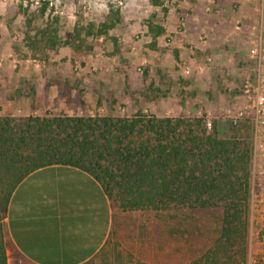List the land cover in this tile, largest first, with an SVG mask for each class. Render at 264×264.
I'll use <instances>...</instances> for the list:
<instances>
[{"label":"rangeland","instance_id":"1","mask_svg":"<svg viewBox=\"0 0 264 264\" xmlns=\"http://www.w3.org/2000/svg\"><path fill=\"white\" fill-rule=\"evenodd\" d=\"M36 1L0 0L1 116L145 112L203 117L232 134L225 110L246 104L244 78L262 60L252 50L264 45V0ZM237 125L253 147L247 264H264V122ZM113 206L115 254L151 264L198 257L222 215Z\"/></svg>","mask_w":264,"mask_h":264},{"label":"trees","instance_id":"2","mask_svg":"<svg viewBox=\"0 0 264 264\" xmlns=\"http://www.w3.org/2000/svg\"><path fill=\"white\" fill-rule=\"evenodd\" d=\"M249 130L234 125L221 136L216 122L208 127L203 117L145 112L0 115V264H8L5 218L13 192L31 172L52 164L87 171L123 211L222 207L211 245L184 264H247Z\"/></svg>","mask_w":264,"mask_h":264},{"label":"crops","instance_id":"3","mask_svg":"<svg viewBox=\"0 0 264 264\" xmlns=\"http://www.w3.org/2000/svg\"><path fill=\"white\" fill-rule=\"evenodd\" d=\"M115 207L101 183L72 165L27 175L10 199L8 264H151L119 256Z\"/></svg>","mask_w":264,"mask_h":264},{"label":"built area","instance_id":"4","mask_svg":"<svg viewBox=\"0 0 264 264\" xmlns=\"http://www.w3.org/2000/svg\"><path fill=\"white\" fill-rule=\"evenodd\" d=\"M36 3L39 4V0ZM252 55L260 57L262 60H257L258 65L253 73H249L244 78L242 89L247 102L238 108H226L225 114L234 125L242 120L250 119L256 130H259L260 123L264 122V45L255 47L252 50ZM206 121L208 127H211V120Z\"/></svg>","mask_w":264,"mask_h":264}]
</instances>
